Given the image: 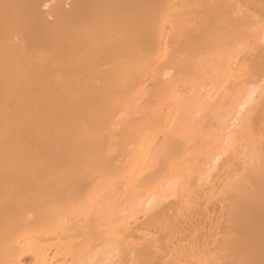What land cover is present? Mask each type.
<instances>
[{
    "label": "bare ground",
    "instance_id": "bare-ground-1",
    "mask_svg": "<svg viewBox=\"0 0 264 264\" xmlns=\"http://www.w3.org/2000/svg\"><path fill=\"white\" fill-rule=\"evenodd\" d=\"M0 264H264V0H0Z\"/></svg>",
    "mask_w": 264,
    "mask_h": 264
}]
</instances>
